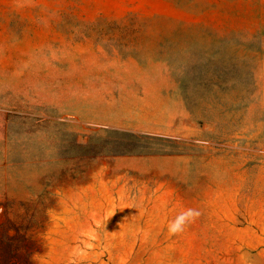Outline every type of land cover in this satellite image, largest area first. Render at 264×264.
<instances>
[{
    "label": "rangeland",
    "instance_id": "374dc122",
    "mask_svg": "<svg viewBox=\"0 0 264 264\" xmlns=\"http://www.w3.org/2000/svg\"><path fill=\"white\" fill-rule=\"evenodd\" d=\"M0 121V264H264V0H0Z\"/></svg>",
    "mask_w": 264,
    "mask_h": 264
},
{
    "label": "clouds",
    "instance_id": "9594fccd",
    "mask_svg": "<svg viewBox=\"0 0 264 264\" xmlns=\"http://www.w3.org/2000/svg\"><path fill=\"white\" fill-rule=\"evenodd\" d=\"M200 216V212L197 209L189 208L186 211L178 215L168 225V232L170 235H176L182 233L185 227L193 223Z\"/></svg>",
    "mask_w": 264,
    "mask_h": 264
},
{
    "label": "crops",
    "instance_id": "0c3cea01",
    "mask_svg": "<svg viewBox=\"0 0 264 264\" xmlns=\"http://www.w3.org/2000/svg\"><path fill=\"white\" fill-rule=\"evenodd\" d=\"M2 136V121H0V138Z\"/></svg>",
    "mask_w": 264,
    "mask_h": 264
}]
</instances>
